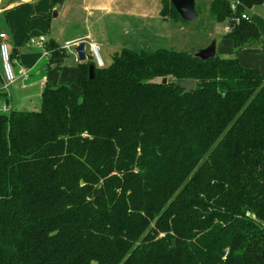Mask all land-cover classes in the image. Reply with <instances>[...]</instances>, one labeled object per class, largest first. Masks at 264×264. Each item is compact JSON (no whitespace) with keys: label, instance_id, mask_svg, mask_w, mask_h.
Returning <instances> with one entry per match:
<instances>
[{"label":"trees","instance_id":"1","mask_svg":"<svg viewBox=\"0 0 264 264\" xmlns=\"http://www.w3.org/2000/svg\"><path fill=\"white\" fill-rule=\"evenodd\" d=\"M230 3L211 0L216 22L264 0ZM223 37L261 42L251 20ZM193 53L88 57L76 89L47 85L37 110L0 113V264H264V72ZM189 79L193 91L176 84Z\"/></svg>","mask_w":264,"mask_h":264},{"label":"rangeland","instance_id":"2","mask_svg":"<svg viewBox=\"0 0 264 264\" xmlns=\"http://www.w3.org/2000/svg\"><path fill=\"white\" fill-rule=\"evenodd\" d=\"M111 3L112 11L106 10L108 7L106 9L101 7L103 0H65L56 6L52 5L51 0H27L25 9L34 11L36 17L29 24L25 22L22 26L24 33L20 40L24 41L26 46L31 44L32 39L44 37L48 41L53 39L60 46L73 36L92 32L99 47V54L105 66H108L113 62L115 55L124 48L137 51L167 48L192 52L208 46L214 37H222L226 32L227 22H216L209 12L211 0L196 2L197 16L193 20L163 18L160 14L161 0H112ZM87 5H100V7H97L93 15H89V11L85 9ZM59 8L61 13L55 16V11ZM13 15L6 16L4 13L0 17V27L6 31L5 34L8 33L11 36ZM20 19L21 17L17 18V20ZM90 42H92L91 38L86 41L87 54L96 61L91 55ZM262 44L263 42L254 47L259 48ZM36 48L33 47L32 50L36 51ZM61 50L64 55L68 52L63 48ZM43 52L41 48L35 53L26 54L32 60L36 58V63L41 61L40 68L47 62L41 60ZM66 58H61L65 65H74L72 57ZM51 60L52 66H58L56 69L53 67L49 74V78L52 79L49 83L55 85L53 79L58 78L62 72L61 61ZM23 63L26 65L24 60ZM13 67L16 74L14 61ZM69 84L77 88L72 80Z\"/></svg>","mask_w":264,"mask_h":264},{"label":"crops","instance_id":"3","mask_svg":"<svg viewBox=\"0 0 264 264\" xmlns=\"http://www.w3.org/2000/svg\"><path fill=\"white\" fill-rule=\"evenodd\" d=\"M108 2V3H107ZM112 0H103V6L106 10L112 11L110 8ZM27 0H0V17L5 13L6 16L13 15L12 18V36L7 33V39L10 44V49L15 59L16 67V80L11 83L9 86L4 87L0 86V108L4 105L7 106V110L0 111V113H10L11 111L17 110H36L41 105L42 92L49 83L51 77L49 74L52 69L58 68L52 66V60L61 61L62 72L58 78H54L55 85L69 84L70 80L74 81L76 76L79 73L78 63L80 62L77 58V53L75 51L76 46L81 41H87L91 38L92 42L96 43L95 37L92 32L83 33L81 35L73 36L66 40L64 45H60L63 49H66L68 52L64 57H52L51 54L47 53L45 50L44 44H26L24 46V41L20 40L24 33L23 25L25 22H29L36 17V13L30 9H25ZM97 7L100 5H87L85 9L89 11V15H93L97 10ZM264 4L254 7L251 12V21L257 24L260 33H261V42L263 44L261 47H250L235 50L233 43L228 42L227 39L222 37H217V52L223 55L235 54L243 66L255 67L260 71L264 72ZM20 9V10H19ZM57 15H60L61 9H56ZM11 12V13H10ZM16 13V14H15ZM21 17L20 20L17 18ZM14 19V21H13ZM17 23V25H16ZM0 33H4V29L0 27ZM11 36V37H10ZM40 38V37H39ZM216 38V37H214ZM46 42L48 39H45ZM53 40V39H52ZM97 44V43H96ZM44 50L41 56V60H45V64L39 68L41 61L36 63V58L34 60L26 53H35L38 49ZM37 47L36 51H33L32 48ZM88 48V47H87ZM72 57L74 59L73 64L65 65L61 58ZM26 62V65L23 63ZM67 59V58H66ZM22 60V61H21ZM29 62V63H28ZM28 63V64H27ZM75 66V67H74ZM54 67V68H53ZM1 68V63H0ZM26 71V74L24 72ZM47 76V81H44L43 77ZM53 85V84H52Z\"/></svg>","mask_w":264,"mask_h":264},{"label":"water","instance_id":"4","mask_svg":"<svg viewBox=\"0 0 264 264\" xmlns=\"http://www.w3.org/2000/svg\"><path fill=\"white\" fill-rule=\"evenodd\" d=\"M172 3L181 17L185 20H193L196 18V0H172ZM57 15V10L55 14ZM77 53V59L80 62L86 61L88 58L87 54V43L86 41H81L75 48ZM194 57L199 58L201 60H207L209 58H213L217 55V38H213L210 44L204 48L198 49L193 53ZM90 79L94 78L95 74V65H90ZM154 82H159L163 84H167L169 82V77H157L153 80ZM176 84L185 88L187 91H193L195 89V80L189 79L186 81H177ZM176 246V243H173V247Z\"/></svg>","mask_w":264,"mask_h":264},{"label":"built area","instance_id":"5","mask_svg":"<svg viewBox=\"0 0 264 264\" xmlns=\"http://www.w3.org/2000/svg\"><path fill=\"white\" fill-rule=\"evenodd\" d=\"M231 9L233 11H236L238 7L241 4V0H231ZM252 9H248L245 12H243L239 17L235 18L230 24V22H227L226 26V32L230 31L231 27L233 26V22L237 21L240 22L242 20H251L250 12ZM46 42L44 37H40L39 39H32L31 43L33 44H44ZM90 51L93 58H95L96 63L99 66H103L104 62L99 54V47L98 44L94 42H90ZM48 53V52H47ZM15 59L13 58V54L10 49V44L7 39V34L0 33V61H1V68H0V86L7 87L11 83H13L16 80V74L14 72L13 67V61ZM15 63V61H14ZM26 74V71L24 72ZM47 76H44V81H47ZM7 110V106L4 105L0 108V111Z\"/></svg>","mask_w":264,"mask_h":264}]
</instances>
